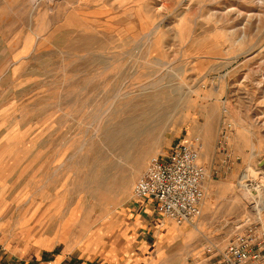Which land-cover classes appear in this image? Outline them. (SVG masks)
Listing matches in <instances>:
<instances>
[{
	"label": "rangeland",
	"instance_id": "1",
	"mask_svg": "<svg viewBox=\"0 0 264 264\" xmlns=\"http://www.w3.org/2000/svg\"><path fill=\"white\" fill-rule=\"evenodd\" d=\"M0 91L7 249L190 264L252 214L241 178L264 175V0H0ZM187 142L207 172L199 216L129 231L150 160Z\"/></svg>",
	"mask_w": 264,
	"mask_h": 264
},
{
	"label": "built area",
	"instance_id": "2",
	"mask_svg": "<svg viewBox=\"0 0 264 264\" xmlns=\"http://www.w3.org/2000/svg\"><path fill=\"white\" fill-rule=\"evenodd\" d=\"M206 177L200 145L177 143L165 157L150 160L133 197L148 201L157 214L177 225L191 223L201 211ZM257 207L242 219L240 231L225 246L207 244L204 256L191 259L190 264H264V203Z\"/></svg>",
	"mask_w": 264,
	"mask_h": 264
},
{
	"label": "crops",
	"instance_id": "3",
	"mask_svg": "<svg viewBox=\"0 0 264 264\" xmlns=\"http://www.w3.org/2000/svg\"><path fill=\"white\" fill-rule=\"evenodd\" d=\"M1 108L2 106L0 105V112ZM136 203L137 206L135 209H133V211L131 209V212H133L131 213L132 218L130 219L132 228H129V231H136L138 230V227L147 226L150 222L151 225H155L156 227L160 222H162V219L160 218L156 219V221L153 219L150 220V218L153 215H157V213L148 201L138 200ZM117 225L119 224L115 223L110 227V229L115 230L114 228ZM157 233H159L158 229ZM163 234L164 233L162 232L161 236ZM38 241H40L41 245H37L34 249L26 248L23 250H14L12 248L7 249L0 243V264H141V251L136 252L138 257L134 258L132 257L134 255H123L120 258L110 252H106L102 255L99 253L92 254L87 251L81 252L80 250L74 248L70 250L51 249V247H48L47 241L41 239Z\"/></svg>",
	"mask_w": 264,
	"mask_h": 264
},
{
	"label": "bare ground",
	"instance_id": "4",
	"mask_svg": "<svg viewBox=\"0 0 264 264\" xmlns=\"http://www.w3.org/2000/svg\"><path fill=\"white\" fill-rule=\"evenodd\" d=\"M241 184V187H243L242 189H244L243 193H245L246 196L247 194H255L251 197V200L255 203L252 207V211L257 210V205L264 203V175L260 173L256 174L252 169H247L241 178ZM255 184L257 185L255 186Z\"/></svg>",
	"mask_w": 264,
	"mask_h": 264
}]
</instances>
